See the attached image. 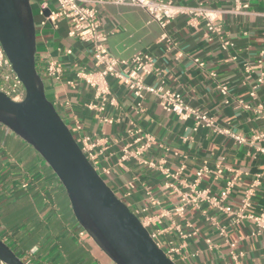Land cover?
<instances>
[{
    "label": "crops",
    "instance_id": "crops-1",
    "mask_svg": "<svg viewBox=\"0 0 264 264\" xmlns=\"http://www.w3.org/2000/svg\"><path fill=\"white\" fill-rule=\"evenodd\" d=\"M100 1L95 7L110 55L119 60L150 55L155 71L144 77L145 84L158 85L161 79L164 89L206 112L214 126L196 127L193 119L166 113L154 95L145 94L138 107L115 79L108 81L110 96L102 106L95 90L76 77L79 70L94 71L90 46L68 35L65 20L40 24L43 9L56 10L54 0H30L38 11V18L33 17L35 67L45 97L76 141L92 139L98 174L147 230L160 232L159 242L174 250L176 264H264V233L248 219L235 223L230 214L258 176L250 212L264 208V141L253 140L264 133V122L252 110L264 101V88L251 98L258 71L244 69L261 59L264 71V0H170L214 11L232 44L227 50L205 36L200 19L192 27L189 17L180 15L161 28L140 8ZM48 59L62 68L57 81L44 74ZM220 84L229 89L228 104L219 94ZM133 126L153 138L139 154L135 151L140 143L134 144L129 135ZM203 166L210 171L193 187L195 173ZM228 181L233 187L221 207L202 202L198 208L188 205L181 215L174 212L192 189L218 198ZM81 230L50 167L0 124V239L27 264H115L91 237L79 236Z\"/></svg>",
    "mask_w": 264,
    "mask_h": 264
},
{
    "label": "water",
    "instance_id": "water-1",
    "mask_svg": "<svg viewBox=\"0 0 264 264\" xmlns=\"http://www.w3.org/2000/svg\"><path fill=\"white\" fill-rule=\"evenodd\" d=\"M42 13L48 16L50 10ZM35 33L30 0H0V47L25 89L20 102L0 92V124L50 167L79 226L115 264H176L98 174L45 97L35 67ZM0 260L25 264L1 239Z\"/></svg>",
    "mask_w": 264,
    "mask_h": 264
},
{
    "label": "built area",
    "instance_id": "built-area-1",
    "mask_svg": "<svg viewBox=\"0 0 264 264\" xmlns=\"http://www.w3.org/2000/svg\"><path fill=\"white\" fill-rule=\"evenodd\" d=\"M45 1V0H43ZM56 3V10L50 11L48 16H44L42 11L40 15L43 16L41 25L51 23L54 25L58 20H65L68 24V35L79 39L80 41L87 43L90 46L92 66L94 71L85 72L79 70L76 73L77 79L84 81L87 85L91 86L95 90V98L101 102L103 106L110 96L109 79H115L120 82L137 101V106L141 107V101L145 94L154 95L159 100L160 107L166 112L177 116L181 120L193 119L195 126L213 127V120L207 115L206 112L199 109H195L184 102L181 94L164 89V82L160 79L158 85H147L144 82V77L153 74L155 71L153 59L150 55L145 53L135 54L127 60H119L110 55L107 46V35L100 30L101 21L98 17L95 3L101 2L100 0H54ZM110 3L115 5H128L144 10L150 16V20L156 22L161 28L165 26L173 19L180 15H186L189 17L188 23L194 27L197 19L204 22L206 27L205 36L208 39H217L220 43V47L223 50H227L232 46L229 40L224 37L222 27L217 23L215 12L208 9L203 4H199L194 8L186 6H179L173 4L170 0H110ZM45 7V6H44ZM243 7H246L245 5ZM164 36V35H163ZM68 54L70 51H66ZM263 55V52L261 53ZM197 62V61H196ZM199 65H201L199 63ZM263 62L261 59L257 60L252 67L245 66V71L253 72L258 71L256 79L252 85L249 96L255 99L256 90L260 87L264 88V71L262 69ZM62 68L54 60L48 59L44 68V74L53 80H59L61 77ZM218 91L225 104L229 103V89L227 85H218ZM0 92L5 94L10 100L14 102H20L25 96V89L21 81L16 76L12 69V66L6 58L3 50L0 47ZM112 101V99H111ZM238 105H243L241 100L237 101ZM248 108L249 106H244ZM250 108V107H249ZM256 118L264 122V101L257 102L252 108ZM130 137L133 138V143L140 146L135 151V154H139L141 151L147 149L152 143L153 138L148 133L144 132L140 127L133 126L129 131ZM241 141L239 137L235 138ZM253 140L264 141V133H260L253 137ZM81 148V151L93 165L95 155L92 152L94 143L92 139L87 136L81 137L76 141ZM264 154V150L260 149ZM95 168V167H94ZM182 170V168H180ZM210 170L203 166L195 173V180L193 187L197 186L201 177L208 173ZM215 173H220V166L215 170ZM258 178L252 182V184L244 191L242 202L240 207L230 214L233 217L235 223L241 222L243 219H248L257 228L258 232L264 233V208L257 214L250 212L252 206V200L254 198L255 186L258 183ZM27 185L22 184L21 187L25 188ZM233 182H226L223 190L220 192L219 197H212L206 194L205 191H199L192 189L189 195H183L181 204L174 209L176 214L181 215L188 205L197 207L200 203L206 202L212 206L221 207L223 202L229 195ZM134 215H136L134 213ZM137 216V215H136ZM142 225L147 229V224L141 221ZM150 237L156 243V245L162 249L165 255L173 261L172 253L173 249H164L159 242L160 232L158 230H148ZM79 236H87L88 234L81 230ZM234 242H230V248H233ZM236 259L237 256L233 255ZM174 262V261H173ZM175 263V262H174ZM0 264H6L0 260ZM27 264V263H25Z\"/></svg>",
    "mask_w": 264,
    "mask_h": 264
},
{
    "label": "rangeland",
    "instance_id": "rangeland-1",
    "mask_svg": "<svg viewBox=\"0 0 264 264\" xmlns=\"http://www.w3.org/2000/svg\"><path fill=\"white\" fill-rule=\"evenodd\" d=\"M31 1H32V0H31ZM30 4H31V7H32L33 17H34L35 19H37V18H38V11H37V8L34 6L33 3L30 2Z\"/></svg>",
    "mask_w": 264,
    "mask_h": 264
}]
</instances>
